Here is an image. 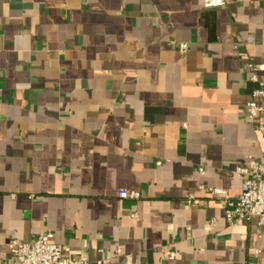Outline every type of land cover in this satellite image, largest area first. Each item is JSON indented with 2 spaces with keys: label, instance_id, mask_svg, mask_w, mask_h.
Here are the masks:
<instances>
[{
  "label": "crops",
  "instance_id": "0c3cea01",
  "mask_svg": "<svg viewBox=\"0 0 264 264\" xmlns=\"http://www.w3.org/2000/svg\"><path fill=\"white\" fill-rule=\"evenodd\" d=\"M204 2L0 0V264L46 232L89 264H264L209 191L264 160V0Z\"/></svg>",
  "mask_w": 264,
  "mask_h": 264
},
{
  "label": "built area",
  "instance_id": "2783aa9c",
  "mask_svg": "<svg viewBox=\"0 0 264 264\" xmlns=\"http://www.w3.org/2000/svg\"><path fill=\"white\" fill-rule=\"evenodd\" d=\"M225 4L226 0L204 2L206 8H217ZM180 49L185 52L188 45L183 43ZM248 69L258 87L246 107L249 115L257 120L256 132L264 153V79L259 77V72L264 71V63H250ZM236 173L243 176L242 189L236 201H230L228 192L223 188H210V193L224 198L225 202L230 204L231 208L226 211V218L231 226H242L256 220L259 227H264V160L245 162L237 167ZM120 195L122 198L130 199L141 197L138 191H121ZM191 201L195 204L199 202L194 197H191ZM9 248L15 264H89L86 260L68 256V249L56 243L53 234L49 232L41 234L33 241L14 239L10 242ZM175 258L176 254L171 253L170 259Z\"/></svg>",
  "mask_w": 264,
  "mask_h": 264
}]
</instances>
